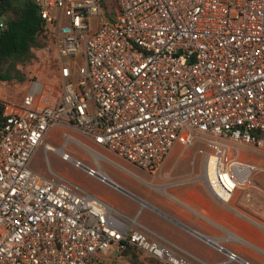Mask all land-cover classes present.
<instances>
[{"label": "built area", "instance_id": "built-area-1", "mask_svg": "<svg viewBox=\"0 0 264 264\" xmlns=\"http://www.w3.org/2000/svg\"><path fill=\"white\" fill-rule=\"evenodd\" d=\"M31 1L54 36L56 76L26 78L18 99L0 95V264H100L126 244L191 264L134 217L29 159L42 144L109 184L63 151L68 141L92 148L70 130L148 172L174 143L199 142L208 191L225 204L247 199L252 173L264 170L239 157L241 146L264 151V0H112L110 19L99 0ZM54 126L65 128L60 147L43 140Z\"/></svg>", "mask_w": 264, "mask_h": 264}, {"label": "rangeland", "instance_id": "rangeland-1", "mask_svg": "<svg viewBox=\"0 0 264 264\" xmlns=\"http://www.w3.org/2000/svg\"><path fill=\"white\" fill-rule=\"evenodd\" d=\"M103 2L105 9L113 7L112 0H104ZM95 25L94 17H90L91 28ZM63 59L68 65L70 64L69 57H63ZM54 61V36L48 26L45 25L44 31L37 34L35 43L30 46L27 58L23 62L17 61L14 64L17 69L15 73L17 75L21 74L23 79H19L17 76L0 79V94L5 98L18 99L26 86V78L28 77H35L44 82H53L56 76ZM9 63L7 59L2 64L1 69H4ZM78 64L79 62L76 61L74 66ZM10 71L12 73V68ZM64 129L60 126L48 129L43 140L53 147H60L63 141L62 132ZM69 133L92 148L87 151L74 141H68L64 145L63 151L70 157L78 159L84 165L97 166L120 188L102 182L94 175L87 174L81 167L73 165L67 159L61 158L54 150L44 149L42 144L37 145L31 154L28 163L29 167L43 176L49 175L48 169L60 173L90 193L106 197L114 207L120 210L123 209V213L132 216L139 205V201L130 194L139 197L144 195L145 190L150 189V186L145 181L151 179V174L113 151L92 144L76 131L70 130ZM200 144L199 142H194L185 146L174 143L168 150L171 155L166 162L165 168L168 171L165 179H178L199 173L201 171V158L197 154L196 148ZM240 150L243 157L264 168V151L245 146H241ZM92 152L97 156L94 157ZM252 179L256 187L249 188L250 195L247 199H244L243 194H240L238 196L240 202L236 203L232 199L229 201L241 206L246 212L252 214L264 224V170H255L252 173ZM145 255L142 254V257H145ZM113 260L109 264H127L122 257H115ZM138 260L143 263L139 258ZM151 261L153 264H164L157 260L151 259Z\"/></svg>", "mask_w": 264, "mask_h": 264}, {"label": "crops", "instance_id": "crops-1", "mask_svg": "<svg viewBox=\"0 0 264 264\" xmlns=\"http://www.w3.org/2000/svg\"><path fill=\"white\" fill-rule=\"evenodd\" d=\"M170 155L168 151L149 172L151 179L145 182L150 189H146L144 195L130 194L139 201L132 216L115 208L126 217H134V226L149 239L164 244L191 264H242L241 259L251 264L264 261L263 222L241 206L230 201L225 204L213 196L201 171L183 178L165 179L168 171L165 166ZM239 157L250 161L241 153ZM96 195L112 205L106 197ZM231 199L240 202L238 195ZM217 245L223 249L219 250ZM227 250L238 258L227 259ZM138 252L143 264H153L151 259L154 258L149 255L142 257ZM115 257L116 252L107 251L101 255L100 264L112 263Z\"/></svg>", "mask_w": 264, "mask_h": 264}, {"label": "trees", "instance_id": "trees-1", "mask_svg": "<svg viewBox=\"0 0 264 264\" xmlns=\"http://www.w3.org/2000/svg\"><path fill=\"white\" fill-rule=\"evenodd\" d=\"M103 1L99 0L102 11L110 19ZM0 18L5 21V27L0 30V79H8L11 76L23 79L21 74L15 73L17 69L14 64L27 58L29 48L35 43L37 34L45 29V21L38 15L37 7L31 0H0ZM7 59L9 65L1 69ZM1 108L0 103V125ZM116 257H122L127 264H143L138 260L137 249L130 244L116 252Z\"/></svg>", "mask_w": 264, "mask_h": 264}, {"label": "water", "instance_id": "water-1", "mask_svg": "<svg viewBox=\"0 0 264 264\" xmlns=\"http://www.w3.org/2000/svg\"><path fill=\"white\" fill-rule=\"evenodd\" d=\"M110 185H112V186H114V187H118V188H120L119 186H117L116 184H114V183H109Z\"/></svg>", "mask_w": 264, "mask_h": 264}, {"label": "bare ground", "instance_id": "bare-ground-1", "mask_svg": "<svg viewBox=\"0 0 264 264\" xmlns=\"http://www.w3.org/2000/svg\"><path fill=\"white\" fill-rule=\"evenodd\" d=\"M92 154H93V156H94V157H96V156H97V155H96L94 152H92Z\"/></svg>", "mask_w": 264, "mask_h": 264}]
</instances>
